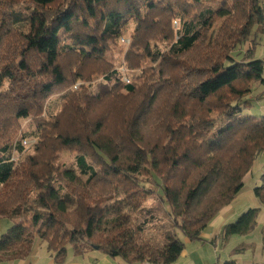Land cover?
<instances>
[{
    "label": "trees",
    "instance_id": "16d2710c",
    "mask_svg": "<svg viewBox=\"0 0 264 264\" xmlns=\"http://www.w3.org/2000/svg\"><path fill=\"white\" fill-rule=\"evenodd\" d=\"M129 25L122 60L139 74L125 81L113 54ZM261 36V0H0V264L36 240L56 264L68 251L173 264L179 234L203 242L264 152V115L247 113L264 101L249 96L264 84ZM28 118L33 153L15 163ZM63 151L74 169L60 168ZM259 212L220 239L249 234Z\"/></svg>",
    "mask_w": 264,
    "mask_h": 264
},
{
    "label": "rangeland",
    "instance_id": "374dc122",
    "mask_svg": "<svg viewBox=\"0 0 264 264\" xmlns=\"http://www.w3.org/2000/svg\"><path fill=\"white\" fill-rule=\"evenodd\" d=\"M262 7L264 9V0H261ZM133 30V25H129L128 29L123 32L121 37L117 40L115 45V53L113 54L115 59V65L117 69L123 74L124 80L127 81L132 76H137L139 74L138 70H127L122 60V55L128 50L130 44V37ZM255 59H264V36H261L258 45L255 48ZM152 66H157L154 63ZM262 78L264 79V72ZM96 79V78H94ZM6 88V84H3L0 87V92ZM264 92V84L255 82L250 87V97H253L259 93ZM261 106H264L263 102L254 103L253 106L248 110L247 113L255 116L264 115V112L260 109ZM49 113L54 115L60 109V103L58 97H53L48 103ZM21 134L26 135L25 141L22 143L24 151L21 154L16 152L12 153V159L15 163L23 161L24 158L33 153V148L35 145V138L33 136L35 132V125L31 119H25L20 122ZM59 166L61 169H74L75 168V153L63 151L59 155ZM264 173V152L257 156L252 167L251 172L244 179V186L237 198L233 201L231 207L232 210L229 211L228 215L222 219V224L219 222V226L216 227L213 222L208 225L206 228L207 234L214 236L220 235V227L226 224H230L236 221V219L248 209L259 208L260 205L253 194L254 185L259 184V178ZM258 186V185H257ZM150 202V201H149ZM148 202V203H149ZM11 225V222L8 220L2 219L0 221V235L3 234ZM216 232V233H215ZM179 239L185 243L187 249V255L192 258L193 261L195 258L201 259L202 257L209 258L210 255H213V247L209 244L210 242H192L186 243V239L182 235H178ZM241 236H231L230 242L227 247L223 250V246H220L219 256H224L228 250H242L240 255H242L239 261H252L255 260L256 256L261 255L264 257V208L258 214L256 219V225L253 231L250 234H247L245 238H240ZM218 240V239H217ZM240 240V241H239ZM220 241V242H219ZM217 242L221 244L222 239ZM218 247V246H217ZM237 253V252H235Z\"/></svg>",
    "mask_w": 264,
    "mask_h": 264
},
{
    "label": "crops",
    "instance_id": "0c3cea01",
    "mask_svg": "<svg viewBox=\"0 0 264 264\" xmlns=\"http://www.w3.org/2000/svg\"><path fill=\"white\" fill-rule=\"evenodd\" d=\"M261 102H263V101H261ZM260 109L262 110V112H264V106H261ZM257 185H259V184L256 183L254 185V187H256ZM232 203L230 205L224 207L219 212L218 216L213 220L214 222L212 221L216 227L219 226L220 221H221L220 224H222V222H223L222 219L228 215L229 211L232 210V207H231ZM259 208H260V212H261L263 210V208L261 206ZM222 227L223 226L220 227V230L222 229ZM205 232H206V229L202 234L203 243L210 242L209 244L213 247V250H212L213 255H210V257L206 258V259L204 257H202L201 259L195 258V260L193 261L192 258L190 259V257H188L187 249L185 247V250L183 251L180 258L173 264H224L226 261H234L236 264H256V263H260V262L264 261V257H262L261 255L256 256L255 260H252L249 262L244 261V260L239 261V259H241V257H242V255H240L241 254L240 252L242 250L230 249L227 251L228 253L226 255L219 256L218 253L220 251V246L222 245L224 247L223 248V250H224L227 247L228 243L230 242L229 240L231 237H229L227 240H222L221 244L218 243V245H217V242L220 240L219 231H218V234H216L214 236H210L209 234H207ZM245 236H247V235H245ZM245 236H241L240 238H242V237L245 238ZM186 243H189V242L186 241ZM235 252H237V253H235ZM1 264H56V263L53 261V258L51 257V255L46 250L45 244L40 243L38 240H36L34 245H33L32 250H31V253L27 258L22 259V260H15V261H10V262H6V263H1ZM62 264H127V263H125L120 258L112 259V258L106 257L104 255H101L97 252H89L85 256L75 257V256H73L71 251H68L66 260ZM145 264H147V263H145Z\"/></svg>",
    "mask_w": 264,
    "mask_h": 264
},
{
    "label": "built area",
    "instance_id": "2783aa9c",
    "mask_svg": "<svg viewBox=\"0 0 264 264\" xmlns=\"http://www.w3.org/2000/svg\"><path fill=\"white\" fill-rule=\"evenodd\" d=\"M256 264H264V261L260 262V263H256Z\"/></svg>",
    "mask_w": 264,
    "mask_h": 264
}]
</instances>
